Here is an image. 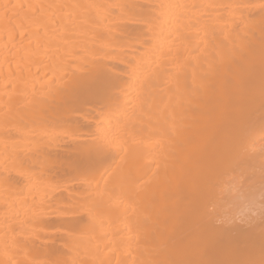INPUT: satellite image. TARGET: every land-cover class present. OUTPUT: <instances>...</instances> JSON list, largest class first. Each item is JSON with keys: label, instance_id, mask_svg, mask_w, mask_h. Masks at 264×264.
I'll list each match as a JSON object with an SVG mask.
<instances>
[{"label": "bare ground", "instance_id": "bare-ground-1", "mask_svg": "<svg viewBox=\"0 0 264 264\" xmlns=\"http://www.w3.org/2000/svg\"><path fill=\"white\" fill-rule=\"evenodd\" d=\"M0 264H264V0H0Z\"/></svg>", "mask_w": 264, "mask_h": 264}]
</instances>
